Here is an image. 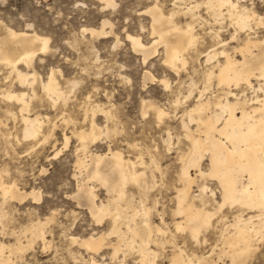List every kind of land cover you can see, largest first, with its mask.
I'll use <instances>...</instances> for the list:
<instances>
[{"label":"rangeland","instance_id":"374dc122","mask_svg":"<svg viewBox=\"0 0 264 264\" xmlns=\"http://www.w3.org/2000/svg\"><path fill=\"white\" fill-rule=\"evenodd\" d=\"M115 1V6H106L103 0H0V32L8 27L16 31H34L48 37L49 49L36 57V70L42 79H46L51 68H54L58 80L65 86L69 95L65 103L59 100L54 105L36 82L37 96L31 102V113L49 115L51 122L46 120L44 128L48 130L54 126V130L50 138L43 143L38 139L24 140L18 115L15 114L14 118L5 112L7 108L15 112L17 104L14 100L4 97L3 91H28L29 87L20 86L16 77L9 75V69L0 61V118L4 123L0 128L2 179L5 182L16 179L18 186L23 190L35 187L42 192V198L38 202L27 199L22 203L15 200L0 203L6 212L3 222L0 223V242L6 245H16L20 241L25 243L23 230L28 224L37 218L50 220L46 228L50 243L44 248L42 241L37 239L31 249L23 255H14L8 264H88L83 257L89 259V252L77 243H72L71 236L85 238L92 232L100 233L109 229V219L98 224L87 204H79L73 197L77 190V178L74 175L80 171L77 164L80 141L73 134V130L89 127L93 112L88 110V117L83 119L86 108L94 103L101 104L105 110L110 109L112 117H106L104 112L97 111L94 118L101 129L104 130L108 125L113 126V131L109 135L103 133L90 145V149L95 153H107L109 148L121 151L126 158L137 161V169L145 171L142 183H148L150 190L146 192L143 186L129 183V204L124 201L120 204L124 212L131 216L133 210L142 202L152 207V224L166 228L164 235L152 233L154 239L161 238L166 241L164 245L155 242L150 245L161 255L160 262L168 264L175 248L174 244H177L185 253L196 254L198 257L210 255L208 259L216 264H231L232 258L225 253V246L221 243V232L225 223H232L234 216L243 211L241 207L225 205L214 218L215 227L203 234L200 242L192 237L189 229H177L176 223L183 218L174 213L177 206L175 196L177 189L181 187V169L191 147V140L186 137L182 127V120L188 121V117H183V114L196 103L200 89H208V96L219 90L215 79L211 82V87L206 86L207 67L203 55L215 42L212 29H218L220 24L215 22L203 6L200 7L199 12L205 18V21L196 25L201 37L200 45L198 50L190 52L187 66L177 71L164 63L162 47L144 62L141 52L136 51L127 38L130 33L140 36L145 43L152 40L151 18L143 11L153 5L155 0ZM158 1L166 12L173 7L174 0ZM189 1L185 0L179 4L184 6V3ZM245 4L249 5V8L254 7L264 18V0H250ZM182 14L179 13L175 17L176 22L183 24L191 20L189 16ZM105 20L111 22L112 26H105L106 31L112 30L110 33L91 35L90 31L83 32V28L100 30ZM223 26L225 27L222 28V36L229 39L234 25L226 19ZM253 26L251 35L255 34L252 37L257 35L260 39L264 38V25L254 23ZM246 34L240 33L239 40L228 46L230 51L232 46H238L245 40ZM96 55L100 60L94 62ZM237 57L241 58L239 54ZM147 70L151 72L153 79H144ZM165 79L169 82L168 88ZM68 80L79 83L72 87L66 83ZM192 80L196 81L197 86L193 89V94L185 98ZM253 82L256 84L257 79H253ZM247 93L252 95L248 89ZM177 97L180 102L175 104L173 101ZM143 100L154 101L163 106L169 115L162 123L157 122L153 110L143 112ZM63 110L72 120L63 121ZM196 124L192 122L191 128L196 129ZM168 132L171 135L170 140H167ZM65 134L70 136L67 145ZM57 151L59 154L55 157ZM140 158L145 161L143 165L138 162ZM209 163L210 157L206 154L201 163L202 169L209 171ZM195 172L192 170L193 174ZM205 183L217 191V200L221 201L218 181L210 175L197 177L193 193L199 194L201 198L200 187ZM92 185L95 186L100 200L106 202L113 195L97 180H94ZM206 195H211L210 191H207ZM1 201L3 202V197L0 192ZM200 203L201 200H197V204ZM210 203L208 207L212 208L214 203ZM244 214L247 218L255 213L246 210ZM222 215H225L226 219L219 221L218 216ZM137 219L141 220L139 217ZM122 228L126 230L125 225H122ZM117 239L116 234L107 236L108 244L101 253L105 256V261L116 264L119 258L125 257L127 264H141L137 247L126 250L121 246L118 257L112 258L113 246L110 243H116ZM101 255L96 257L101 259ZM237 264H264V238L256 240L255 251L239 259Z\"/></svg>","mask_w":264,"mask_h":264},{"label":"bare ground","instance_id":"6f19581e","mask_svg":"<svg viewBox=\"0 0 264 264\" xmlns=\"http://www.w3.org/2000/svg\"><path fill=\"white\" fill-rule=\"evenodd\" d=\"M103 1L106 6L116 5L115 0ZM248 1L250 2V0H190L181 6L179 2L185 0H174L173 7L166 12L159 1L155 0L153 5L143 11L151 18L152 40L145 43L140 36L127 34L133 48L143 55L144 62L152 58L158 48L162 47L164 63L180 71V68H185L189 63L190 52L196 50L201 42L196 25L205 21V18L199 12L200 7L203 6L215 22L220 24L218 29L211 28L215 42L203 55L207 67L206 86L211 87V82L215 79L219 90L208 96L206 94L208 89H200L196 103L183 114V117H188V121L182 120V127L186 137L191 140V147L181 169V187L177 189L175 196L177 206L174 213L183 218L176 223L177 229H189L192 237L200 242L201 236L214 226V218L225 205L241 207L243 211L234 216L232 223H225L221 232V240H223L221 243L223 242L225 246V253L232 258L231 264H237L239 259L249 256L256 249V240L264 238V38L260 39L257 35L252 37L255 33L251 35V31L254 30L253 24L264 25V18L254 10V4L253 8L246 6L245 3ZM179 13L189 16L191 20L183 24L176 22L175 17ZM226 19L234 25V31L230 33L229 39L222 36ZM108 24L111 25V22L105 20L100 30L83 28V32L90 31L91 35L110 33L112 30H105ZM241 32L247 33L245 40L238 46H232L230 51L228 46L239 40ZM49 41L48 37L37 32L16 31L8 27L0 34V61L9 69V75L16 77L20 86L29 87L28 91L11 89L3 91L4 97L14 100L17 104L15 112L9 108L5 109V112L13 117L15 114L18 115L24 140L38 139L42 143L53 134L54 126L45 130L46 120L51 122L50 116L38 112L31 113V102L37 96L35 83H39L44 95L54 105L59 100L65 103L69 97L65 86L58 80L54 68H51L46 79H42L36 70V57L49 49ZM237 54L241 58H238ZM99 60L100 57L96 55L94 62ZM153 78L150 71H145L144 79ZM253 79H257L256 84ZM164 82L168 88L169 82L166 79ZM66 83L75 87L79 82L68 80ZM189 85L190 90L185 98L193 94L197 83L192 80ZM247 89L252 93L251 96L248 95ZM235 90L239 91L235 92ZM173 102L179 103L180 98L177 97ZM142 103L143 112L146 113L148 109L153 110L159 123L169 115L166 108L154 101L143 100ZM88 110L93 112L89 127L73 130V134L80 141L78 148L80 153L77 158L80 171L74 175L77 178V190L73 197L79 204H87L98 224L109 219L110 226L106 231L92 232L85 238L73 235L71 241L89 252V259L83 257L88 264H109L101 253L108 244L107 236L111 234L118 236L116 243H110L113 246L112 258L118 257L121 246L126 250L137 247L141 264H164L160 262L161 255L158 251L150 247L151 242L161 245L166 242L165 239H154L152 236L153 232L160 235L166 233V228L152 224L150 220L152 207L142 202L133 210L131 216L124 212L120 204L122 201L129 204L127 191L129 183L143 186L146 192L150 190L151 186L148 183H142L145 179V171L137 169V161L126 158L121 151L109 148L107 153L92 152L90 145L103 133L109 135L113 131L111 129L113 126L108 125L104 130L101 129L94 118L95 113L102 111L106 117H112V113L110 109L105 110L101 104L94 103L86 108L83 120L88 117ZM61 114L63 121L72 120L70 116H66L64 110ZM192 122L197 123L196 129L191 128ZM2 124H4L3 119L0 118V128ZM168 134L167 140H170L171 135L169 132ZM69 140L70 136L65 134L66 145ZM58 154L59 151L54 156ZM206 154L210 157L209 171L201 167ZM138 162L141 165L145 163L142 158ZM192 170L196 172L193 174ZM2 172L3 170L0 171V192L3 202L0 203L5 204L8 200L20 203L27 199H32L33 202L41 200L40 189L33 187L30 190H23L18 186L16 179L5 182L2 179ZM208 175L217 179L221 201L217 200V191L206 183L200 187L201 198L199 194L193 193L192 189L197 177ZM94 180L99 181L106 187L108 193L113 194L106 202L98 198L95 186L92 185ZM207 191H210L211 195H206ZM197 200H201V203L197 204ZM210 202L214 203L212 208L208 207ZM3 204H0V223L6 216ZM246 210L255 214H248L249 217L246 218L244 214ZM160 215L164 221L163 214ZM218 217L219 221L226 219L225 215ZM49 221V219L37 218L36 221L28 224L23 230L25 243L20 241L16 245H6L0 242V264H8L18 253L23 255L33 247L37 239L42 241L45 248L50 243L46 235ZM122 225H125L126 230H123ZM174 247L168 264H216L208 259L210 255L198 257L196 254L185 253V250L177 244H174ZM6 252L9 254L7 255ZM98 254L101 255V259L96 257ZM116 264H127V260L125 257L119 258Z\"/></svg>","mask_w":264,"mask_h":264}]
</instances>
